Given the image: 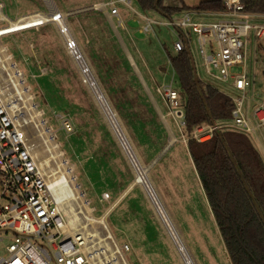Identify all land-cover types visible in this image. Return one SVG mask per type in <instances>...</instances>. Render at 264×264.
Returning a JSON list of instances; mask_svg holds the SVG:
<instances>
[{
  "label": "rangeland",
  "instance_id": "rangeland-1",
  "mask_svg": "<svg viewBox=\"0 0 264 264\" xmlns=\"http://www.w3.org/2000/svg\"><path fill=\"white\" fill-rule=\"evenodd\" d=\"M105 1L50 0L53 8L55 6L62 12L71 10L63 19L71 31L72 38L76 40L94 76L108 98L140 163L146 167L147 174L163 199L165 207L168 208L171 218L174 219L182 235L181 237H183L184 243L196 264H231L213 219L214 216L209 215L208 208L204 203L206 201L201 191V183L198 177H195L187 157L185 142L182 140L186 136L182 126V117L176 112L177 109H181V106L180 104L177 106L172 105L165 93L166 89L169 88L179 89L177 77L167 60L168 54L173 55L175 53L173 43L178 38V31L176 28L163 23L169 19L166 16L154 10L141 9L135 0H131V6L136 11L154 20L151 30L141 31L143 22L135 12L124 3L116 4L122 10H126L128 14L124 22L130 35H126L124 30L116 24L118 36L138 65L143 78H145V74L138 62V55L148 63L147 67L152 73L154 81L147 80L145 87H151L155 90V95L163 112L165 111L164 108L168 111L166 120L177 138L162 158L152 162L149 160L154 157L157 146L152 148L153 150L148 147L142 150L144 132L139 128H134L135 124L133 118H131V112H127V110L130 111V106L125 104L124 94L119 91L127 88V86L128 89L132 87L124 80L125 72L115 60L123 58L124 48L122 49L120 42L117 43L115 39L109 40L106 37L105 27L97 15L95 16L98 12L90 8L93 2L105 3ZM1 2L3 3V12L11 20L32 11L45 14L49 11L48 0H1ZM105 7L109 9V6L105 5ZM180 15L173 16L179 17ZM192 18L199 21L216 19L215 16H200L199 14H192ZM261 21H264V19ZM53 24L55 25V23ZM53 24L45 23L38 28H29L3 35L0 38V45L4 48L5 55H8V60L14 63V66L23 74L24 86L27 87L28 85L29 87L27 93L31 95L32 103H35L38 116L33 119L30 112L22 107V102L15 99L6 73L1 67L0 88L8 106H11L10 104L16 105L11 109L17 121L22 125L26 142L36 162L42 165L45 160L47 161L48 164L46 163L43 170L48 178L52 177L49 176L51 172L59 169L58 163L54 159H50L51 154L48 148H50L52 141L57 146L56 151L60 153L61 158L66 160L68 166H71L74 183L78 185L82 197L87 200V204L92 208L91 215L99 217L103 215L113 198L111 197L108 201L98 200V191L101 188L97 184V178L93 176L96 164L93 160L92 162L85 160L87 153L98 152L101 146L102 149L108 153L110 152L113 166L120 167L119 165H121L122 175L124 177L127 175V181L131 180L139 190H142V188L135 183V173L137 172L135 167L129 163L117 140H115L113 132L108 127L80 75L71 51L66 50L61 35L56 25ZM259 42V40L252 37L251 33L249 34L246 46L245 72L252 80V85L246 91L244 103L258 100L260 98L259 94H264V50L257 49ZM208 44L204 46L206 52L209 51ZM189 50L196 73L205 84L212 85L227 96L241 95V92L231 86L230 80L221 81L206 72L196 36L192 32L189 34ZM241 70L240 65L229 67L231 74L238 73ZM209 72L216 74L218 70L210 65ZM116 105L119 110L121 109V115L116 111ZM60 115L69 120L72 131L66 132L62 128ZM74 119L76 122L78 120V125L72 124L71 120ZM230 127L225 126L219 129ZM261 129L250 133L249 136H255ZM47 133L51 137V141L47 140ZM77 138L81 140L79 144L76 142ZM92 138L98 141L93 146L94 141H92ZM172 156H174V160L183 165V169L177 170L176 173H172L170 167ZM103 192H108V190L104 189ZM143 194L145 195L144 192ZM72 205L74 211L80 209L78 205ZM191 205L195 209L191 208ZM78 216L79 218L76 220L77 228L86 225L89 231L93 230L92 232L97 234H93L92 239L87 240V245L91 247L90 250L93 248L95 250H106L105 254L107 255L115 251L114 255L119 264L121 259H124L123 251L121 252L123 249H120V246L123 245L122 242L113 239L96 242L105 233V229H108L106 216L103 218L106 228L100 223L88 222L80 214ZM111 218H109V221ZM167 237L165 236L169 247L159 259L161 264H181V260L169 244ZM105 254L102 253V257ZM125 258L129 264H134L130 252L125 254ZM94 261H97V259H94Z\"/></svg>",
  "mask_w": 264,
  "mask_h": 264
},
{
  "label": "built area",
  "instance_id": "built-area-1",
  "mask_svg": "<svg viewBox=\"0 0 264 264\" xmlns=\"http://www.w3.org/2000/svg\"><path fill=\"white\" fill-rule=\"evenodd\" d=\"M117 3L127 5L142 20L141 31L151 30L154 20L136 11L131 6V0H107L103 7L109 6V14L117 16ZM222 6V10L200 12L202 16H215L213 20H194L192 14L198 12L186 11L177 18L163 22L178 31V38L173 43L174 51L185 46L189 48V34L192 32L196 36L206 72L218 80H230L231 86L241 92L240 96H229L233 104L230 119L194 129L192 137L198 141L210 138L214 130L225 126L248 134L264 129V94L250 112H246L244 107L246 91L252 85L245 72L247 40L251 33L264 47V23L252 19L254 15L244 11L241 0H222ZM53 11L50 7L46 14L32 12L11 20L3 12L0 0V38L52 23V20H44L42 15H50ZM55 11L52 17L61 15L65 19L66 14L63 15L56 8ZM22 18V22H26L18 26H24H12V21ZM61 39L67 51L77 44L74 38L68 40L61 36ZM207 43L208 52L204 48ZM210 65L218 73L209 72ZM238 65L242 70L231 74L229 67ZM17 72L23 78L24 85L23 74L19 69ZM26 88L29 90L28 85ZM165 93L172 105L179 104L175 89H166ZM176 112L183 117L181 109ZM59 119L66 132L72 131L67 118L60 115ZM48 180L47 174L32 155L22 125L15 118L0 88V264H93L94 259L80 231L64 230L67 215L54 198ZM108 197L109 194L103 192L100 199ZM120 249L128 250L127 244Z\"/></svg>",
  "mask_w": 264,
  "mask_h": 264
},
{
  "label": "trees",
  "instance_id": "trees-1",
  "mask_svg": "<svg viewBox=\"0 0 264 264\" xmlns=\"http://www.w3.org/2000/svg\"><path fill=\"white\" fill-rule=\"evenodd\" d=\"M135 1L141 9L154 10L167 18H172L182 9H223L222 0H203L192 8L168 7L163 5L162 0ZM241 2L245 12L264 15V0ZM167 56L179 86L175 91L183 112L182 126L188 153L229 261L231 264H264L262 155L248 133L233 128L214 130L210 138L201 141L192 137V132L200 125H214L230 119L233 104L229 96L198 77L187 46ZM152 91L156 97L155 90ZM116 111L121 115V109Z\"/></svg>",
  "mask_w": 264,
  "mask_h": 264
},
{
  "label": "crops",
  "instance_id": "crops-1",
  "mask_svg": "<svg viewBox=\"0 0 264 264\" xmlns=\"http://www.w3.org/2000/svg\"><path fill=\"white\" fill-rule=\"evenodd\" d=\"M201 1L203 0H162V3L163 5L168 7L181 8L182 6H186L187 8H192L197 6ZM48 3L50 5V6L48 5V8L50 7L53 8L50 0H48ZM103 3L104 2H93L92 5L90 4L91 5L90 8L95 9L98 12L95 14V16L97 15L98 19L105 27L106 37H108L109 40L115 39V42L117 43L120 42L122 45V49L124 48L123 50L125 51L124 52L125 54H123V58H117L115 60L116 62H118V65L122 68V70H124L125 72L124 80L128 83V85H131L132 87L128 89V86L126 85L127 88H124L119 91H121L124 94L123 96L125 97L126 100L125 104L130 106V111L127 110V112H131L132 115L131 118H133V122L135 124L134 128H139L144 132V136L142 138V143H143L142 150H144L145 147H148L149 149L151 148L150 150H153L152 148L157 146L154 157L149 160L155 162L156 160L162 158L166 154V152L171 148V145L175 142L177 138L173 134L172 129L170 128L168 121L166 120L168 111L165 109V111L163 112V109L161 108L159 101L154 96L150 88L145 87L146 86L145 82H147V80H150L151 82L154 81V77L152 73L148 70L147 67L148 63L145 62L138 55V59H139L138 62L145 74V78H143L140 73V69L138 65L130 55L123 41L118 36L116 30V24L124 30L126 35H129L128 28L126 27V24L124 22V20L128 15L126 10H122L117 6L118 15L112 16L109 14V9L103 7ZM57 10L64 14H69L71 12V10L65 12H62L59 9ZM187 10L188 9H182L173 15H180L183 11L186 12ZM192 11L198 12L200 16H202L200 12H207L201 10L200 11L192 10ZM32 12H39V11H32ZM172 17L177 18L174 16ZM61 19L65 23L64 19L63 18ZM252 19L264 23V21H261L262 19H264V15H254ZM119 21L121 22V25H119ZM132 46L134 47V44H132ZM257 48L264 50L262 42H260V44H257ZM256 94L258 95V93ZM259 95L260 97L262 96L261 94ZM256 101L257 100L255 101L253 100L252 102L247 101L244 104L246 112H250L252 106L255 104ZM74 120H71L72 124L78 125V120L77 122L76 120L75 121ZM182 136L184 135L182 134ZM251 138L255 147L259 150L264 160L263 129L259 130L258 133L255 134V136L253 137L251 136ZM78 139L79 138H77L76 142H78L79 144V141L81 140ZM182 140L185 142L187 157L190 161L193 173L195 177H198L196 170L194 168V164L188 153V149L186 145V136H184ZM92 141H94L92 143V146L98 142L96 141V139L93 140V138ZM99 148L100 149L98 150L97 147L98 152L95 151L93 154L87 153L88 155L85 157V160H89L91 162L93 160V162H95L96 164L94 168V174L93 173L92 174L94 178H97L96 180L97 184H99L101 188V190L98 191L99 193L98 200L101 201L100 197L104 189L108 190L107 193L109 194L108 199H104V200L108 201L111 199V197L113 198L103 213V215L106 216V221L108 220L107 225H108V230L112 234L111 239L117 242H122V244H127L128 250L125 251L121 250V252L123 251L124 260L126 261L127 264L129 263L125 258V254L129 252L133 257L134 264H161V261L159 259L161 255H163V252L166 253L169 246L165 238V236L167 235H165L166 233H164L165 230L162 227L160 220L156 216L150 202L147 200L142 190H139V188H137V186H135V184L131 182V180L127 181L128 179L127 175L125 177L122 175L123 170L121 168V165H119L120 167L113 166L112 156L110 152L108 153L107 151L102 149L101 146ZM170 162H171L170 167L173 171L172 173H176L177 170L183 169L182 167L183 165H181L179 162L174 160V156L171 157ZM201 191L202 194L204 195L203 197L204 200L206 201L204 203L208 208L209 215L212 217L213 216L212 210L210 208L209 203L207 202L205 193L202 188ZM191 208H193V205H191ZM167 211L170 214L168 208ZM110 217L112 218L109 221ZM172 220L174 221L173 218ZM169 244L171 245L170 241Z\"/></svg>",
  "mask_w": 264,
  "mask_h": 264
},
{
  "label": "bare ground",
  "instance_id": "bare-ground-1",
  "mask_svg": "<svg viewBox=\"0 0 264 264\" xmlns=\"http://www.w3.org/2000/svg\"><path fill=\"white\" fill-rule=\"evenodd\" d=\"M52 9L54 10L52 14L42 15V17H45L44 20H52V23H55L56 27L58 28L60 35L64 39L71 40L72 39L71 31L69 27L61 19L63 17L61 15L60 16L56 15L52 17L53 15L56 14L55 8ZM22 20L23 18L17 21L16 20L12 21V26H16L17 28L24 26V25L18 26L19 24L26 22V21L22 22ZM69 51H71L72 53L74 62L80 72L83 81L88 87L94 102L99 107L101 114L105 119L108 127L113 132L116 138L115 140H117L121 150L123 151L129 163L135 167L137 171L135 173V179H134L135 183H137L145 193L146 198L149 200L156 216L160 220L162 227L164 228L165 233L168 236V239L174 248L175 253L178 255L182 264H196L186 244L184 243V240L181 237V234L178 231L174 221L172 220L170 214L168 213L155 185L153 184L152 180L147 174L146 167L140 163L122 125L118 120V117L116 116L98 80L94 76L85 56L83 55L77 44L71 47ZM0 67L6 73L7 80L10 84L15 99L22 102L23 104L22 107H25L26 110L30 112L32 118L35 119V117L38 116L35 110V103H32L31 95L27 93V88L22 84L23 78L17 72L14 63H11L8 60V55H5L4 48L1 45H0ZM10 105H11L9 106L10 108H14L16 106L13 104ZM45 131L48 132L46 129ZM46 137H48L47 139L48 141H51V137H49L48 133ZM50 144L51 146L50 148H48V151L51 154L50 159H54L55 162L58 163L59 169L64 168L63 170L58 169L56 171L51 172L49 176L52 177L48 178L49 179L48 184L54 198L61 205V207L63 208L64 212L67 215V224H64L63 228L66 232L67 229L72 232L74 230H79L82 236L84 237L86 243L88 244L87 240L92 239V236L94 234L92 232L93 230L89 231L86 225L77 228L76 220H78L79 218L78 215L80 214L88 222H95V223L97 222L102 224L103 227H105V223L103 219L104 215H101L99 217H94L91 215L92 208L87 204V200L82 197V193L78 190V185L74 183V176L71 173V166L70 165L68 166L66 164V160L62 159L60 153L56 151L57 146L53 144L52 141ZM46 163L47 161L45 160L42 165L40 164L39 165L44 169L46 167ZM72 204H75V206L78 205L80 209L74 211ZM105 230H106L105 233L96 242L112 238L111 232L108 229ZM86 248L89 250L88 252L91 254V258L97 259V261H94L93 264H118L116 257L114 255L115 251H112L111 254L107 255L105 254L106 250L104 251L95 250L94 248L90 250L91 248L90 246ZM102 253L105 254L104 257H102L101 255ZM119 264H127V263L122 258Z\"/></svg>",
  "mask_w": 264,
  "mask_h": 264
}]
</instances>
